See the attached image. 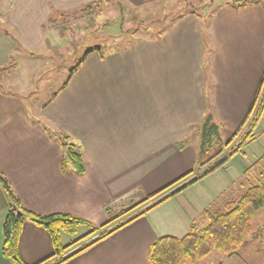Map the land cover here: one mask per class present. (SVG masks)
<instances>
[{
  "label": "crops",
  "instance_id": "crops-1",
  "mask_svg": "<svg viewBox=\"0 0 264 264\" xmlns=\"http://www.w3.org/2000/svg\"><path fill=\"white\" fill-rule=\"evenodd\" d=\"M92 1L0 0L5 21L0 22V67L17 54V36L28 45L40 43L41 27L52 8L67 12ZM116 1L144 8L138 13L147 21L164 17L163 31L153 35L154 29L143 30L145 36L134 37L133 44L102 46L103 56L96 51L87 54L40 110L48 125L31 120L21 100L0 91V173L21 205L32 212L69 213L102 224L106 210L119 198L150 193L190 169L195 149L189 143L179 149L177 142L207 112L227 139L245 116L263 75L264 0H197V5L191 0ZM206 46L215 48L208 65L202 63ZM208 68L206 76L203 71ZM206 78L212 103L207 100L209 89L202 87ZM53 132L65 133L79 147L81 174L61 171ZM248 146L237 154L243 155ZM246 168L236 194L248 182ZM226 187L209 184L204 192L187 196L188 190H182L64 264H146L153 239L185 234L192 219L211 203L219 205L232 197H223ZM7 209L8 197L0 183V264H13L1 252ZM17 248L27 264L53 251L48 232L29 221L21 226Z\"/></svg>",
  "mask_w": 264,
  "mask_h": 264
},
{
  "label": "trees",
  "instance_id": "trees-1",
  "mask_svg": "<svg viewBox=\"0 0 264 264\" xmlns=\"http://www.w3.org/2000/svg\"><path fill=\"white\" fill-rule=\"evenodd\" d=\"M95 1L71 11H57L48 18V22L62 34L66 31V28L60 25L63 18L77 13H85L88 9H92ZM232 1L237 3L240 0ZM137 15L140 16L139 13ZM163 19L164 17L151 21L140 19L138 24L143 30L152 31L154 29L153 35H157L163 31ZM106 25L105 23L104 26ZM139 26L135 28L137 29ZM116 38L120 39L118 35ZM92 51H96L100 56H103L100 43L90 47L83 53L79 63L70 69L63 86L78 69L87 54ZM12 67L11 63L8 66L0 67V81L5 79L8 70ZM263 115L264 72L245 116L227 139L224 140L221 137V125L212 119L211 114L207 112L204 115L197 127L199 138L195 173L192 169L184 172L158 189L142 195L141 200L137 203L123 211H119L115 216L108 218L99 225L69 213L38 214L24 208L12 192L5 177L0 173V183L8 197V209L2 221V254L9 257L13 264H27L19 256L17 243L23 222L29 221L41 226L48 232L53 247V251L49 256L33 264H64L72 257L105 239L121 226L143 215L146 210L155 207L165 199L213 172L231 156L242 153L244 148L255 140L254 130ZM52 136L60 146L61 171L71 169L75 173L81 174L84 166L79 147L70 141L65 133L53 132ZM186 142L187 138L177 142V147L179 149L183 148ZM256 167L258 168L257 173H250ZM245 173L252 175V178L250 179V176L247 178L248 182L243 186V189L235 197L226 199L219 205L211 203L202 211L199 217L192 219L189 230L185 234L182 236L161 235L153 239L149 244L146 264H197L213 251L226 256L237 254L243 243L252 234V217L257 211L264 208V153L245 169ZM147 201L151 202L145 209L110 225L122 213ZM81 225L87 226L88 231L62 245L60 241L61 233L73 234Z\"/></svg>",
  "mask_w": 264,
  "mask_h": 264
},
{
  "label": "rangeland",
  "instance_id": "rangeland-1",
  "mask_svg": "<svg viewBox=\"0 0 264 264\" xmlns=\"http://www.w3.org/2000/svg\"><path fill=\"white\" fill-rule=\"evenodd\" d=\"M191 1L195 5L199 3L197 0ZM209 1L203 0L201 2L208 4ZM130 7L131 6L126 2L120 3L116 0H96L92 9H88L85 13H77L76 15H69L63 18L60 25L65 27L66 31L62 34L48 22V18L57 12L56 9L52 8L51 15L41 27L43 38L42 40L40 39V43L37 45H28L29 43L27 44L26 40L21 39L20 36L16 37V44L18 45L17 54L12 53L8 61L2 65L8 66L11 63L13 67L8 70L5 79L0 81V91L7 92V95L21 100L31 120L37 121L36 119H40L45 125H48L45 118L40 115V110L43 105L62 88L63 83L69 75L70 69L79 63L83 53L98 43L105 47H123L128 46V44H133L135 42L134 37L145 36L138 21L140 19L147 20V18L137 15L138 11L142 12L145 9H134ZM181 9L187 10L189 8L183 6ZM3 19V15L0 14V22L2 25L3 23L5 25ZM105 23L107 24L106 26H104ZM136 26H139V28L136 29ZM168 26L169 25H165L164 30H166ZM53 30H56L57 34ZM9 31L10 34L15 37L16 30L13 29ZM117 35L120 39L116 38ZM207 36L210 37V34H207ZM205 48L206 56L202 58V63L208 65L215 48L214 50L212 48L209 49L207 46ZM208 70L209 68L203 71L206 76L209 74L207 73ZM209 80L211 82L212 78ZM207 85H209V83L206 78L204 86L202 84V87L206 89V92H208L209 89L210 98L206 93L207 100L212 103L213 92L211 87ZM209 106L212 107L213 104L211 105L208 103V107ZM199 124L200 121L192 124L188 129V134L185 136V138H187L185 146H187L188 143L191 144V147L195 149V156L198 151L199 135L197 127ZM254 133L258 137L250 146L247 145L248 147L245 149L243 155L237 154L231 156L223 165L215 169L213 171L214 173L211 172L207 174V177L205 176V178H203V182H194L187 186L186 189H183L188 190L185 196L204 192L203 188L209 189V184H215L224 187L228 185L226 187L227 189L223 191V197L227 198L228 195L235 197L237 195V183L239 178L242 177V169L249 166L256 156H260L264 152V115L256 126ZM196 168L197 159L195 158L189 170L192 169L195 173ZM257 171L258 168L256 167L250 173H257ZM244 176L246 177L245 179H247L250 175L246 176L244 174ZM251 178L252 175L250 176V179ZM200 183L203 184L202 187L199 186L201 185ZM144 194L146 193L138 191L136 195L130 194L119 198L111 204L108 210H106V219L115 216L119 211L131 207L141 200ZM220 198H222V196L219 197V199ZM149 202L151 201L138 204L133 207V209L122 213L116 217L110 225L120 222L130 215L145 209ZM135 219L121 226L109 236L127 226ZM252 224L255 233L252 238L250 237L243 243L237 254L226 256L217 251H213L197 264H264V208L257 211L252 217ZM88 229L87 226L81 225L73 234L61 233V235H64L60 237L61 244L65 245L78 238L87 232Z\"/></svg>",
  "mask_w": 264,
  "mask_h": 264
}]
</instances>
